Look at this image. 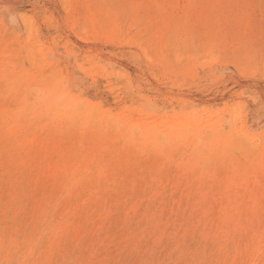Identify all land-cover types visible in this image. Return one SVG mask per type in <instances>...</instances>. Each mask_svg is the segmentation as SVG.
Wrapping results in <instances>:
<instances>
[{
	"label": "bare ground",
	"instance_id": "1",
	"mask_svg": "<svg viewBox=\"0 0 264 264\" xmlns=\"http://www.w3.org/2000/svg\"><path fill=\"white\" fill-rule=\"evenodd\" d=\"M18 4L0 0V264H92L147 237L264 264V94L213 105L264 77L207 58L210 0Z\"/></svg>",
	"mask_w": 264,
	"mask_h": 264
},
{
	"label": "rangeland",
	"instance_id": "2",
	"mask_svg": "<svg viewBox=\"0 0 264 264\" xmlns=\"http://www.w3.org/2000/svg\"><path fill=\"white\" fill-rule=\"evenodd\" d=\"M13 1H16L17 4L19 3L18 4V7L20 6L19 10L22 11L31 9L34 6V0H13ZM230 1H231L230 6L233 8L227 11L225 8L220 7V4L222 5V3H220L218 0H210L209 7L206 8L205 12L203 13V20L204 21L207 20L209 22L208 32L205 33L203 36L204 37L203 40L208 38L207 39L208 42L206 43V47L204 48V51L206 52L204 53L206 54L207 58L211 57L212 55H218V54L222 55L226 58V61L232 60L236 64L246 68L247 70L260 73L261 76L264 77V68H263L264 67V58H263L264 0H262L261 2L259 0H230ZM210 6L212 7V10ZM216 17L217 19H215ZM228 34L229 36H227ZM226 39L230 41V45H228V47L225 46ZM234 45L239 46L238 47L239 52L237 50H233ZM211 50L212 52H210ZM195 81L197 80L195 79L194 82ZM185 89H186L185 91L188 90L187 88ZM245 91L248 92L246 93ZM255 91L264 94V78H262L260 83L249 80L239 88L235 87L234 90L232 89V91L230 92L228 91L221 92L220 95L222 96V98L219 95L218 98H216V100L214 101V103L213 102L210 103V101L208 102L205 101L204 103L201 102L199 105L202 106L206 103L212 105L213 103L214 106H221L225 102L230 101L229 103H231L232 102L231 95L240 92L242 93L241 94L242 100L244 98L243 102L247 100L245 102L246 109L249 110L254 108V102L252 96L255 93ZM200 92L198 93L199 94L204 93L203 91L201 93ZM211 94H210L211 96L214 95V93ZM217 101L220 103V105ZM112 242L113 244L112 243L108 244V247L110 246L109 248L111 250L107 248V250L101 251L99 255L101 259L98 257H97L98 260L94 258L92 264H98V263L109 264V262L110 264H123V263L142 264V260L143 261L149 260L148 264H187V263L193 264L192 261L193 258L190 254L182 255L181 253L178 252V250L172 248L170 250L168 247L165 246V244H162V242L155 243L154 244L155 248H153L154 242L152 238H148V237L140 238V242L136 248H132L131 247L132 245H127L128 246L127 247L126 245H124L121 239H116V241L114 240ZM116 246L119 249H117ZM107 251H108L109 259L107 258L106 255ZM111 256L113 258H111ZM95 259L98 262H96Z\"/></svg>",
	"mask_w": 264,
	"mask_h": 264
}]
</instances>
